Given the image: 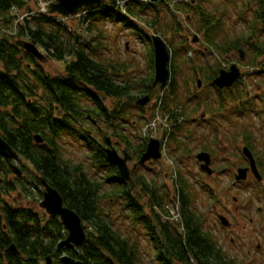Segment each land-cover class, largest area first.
Masks as SVG:
<instances>
[{
  "label": "trees",
  "instance_id": "16d2710c",
  "mask_svg": "<svg viewBox=\"0 0 264 264\" xmlns=\"http://www.w3.org/2000/svg\"><path fill=\"white\" fill-rule=\"evenodd\" d=\"M112 2L108 0L103 5L94 6L99 8L88 12L86 19L90 21L83 29L91 30L97 21H103L107 15L119 26L127 25L131 32L145 34L150 42L148 33L134 19L144 18L150 27L157 28L155 32L169 31L174 39L176 37V43L170 45L174 61L181 51H191L186 38L181 37V22L173 14L162 12L166 0H128L127 14L114 8ZM226 2L232 5L241 3L235 18L244 30L233 37L222 34L225 20L231 17L226 7L214 13L200 3L192 5V0H180L175 6L178 11L186 13L184 19L194 21L193 27L202 33L207 52L223 55L241 48L245 58L239 60L253 66L248 75L257 84L264 83V57L260 60L262 62H256L258 57L264 56V0ZM28 7L29 0H0V23L6 25L5 28L0 25V135L36 171L35 183L37 188L39 186L40 197L42 189L39 177H43L57 189L64 204L80 216L85 223L86 237L76 251L57 248L67 234L58 218L46 216L29 207L13 205L11 199L5 196L15 190L16 184L3 177L0 178V262L40 264L48 255L57 260L65 253L75 258L72 264H145L139 245L142 235L150 241L154 250V264H237L235 259L224 253L218 240L205 228L195 206L196 187L188 173L181 169L177 172L179 219L175 224L165 218L168 212L165 206L171 198L167 185L164 181L160 182V172H154L152 179H148L144 174L137 173V167L131 171L130 180L125 181L120 178L115 165L107 159L103 137L108 133L118 137L133 157H138L145 148V141L140 135L125 132L123 122L132 114V108L144 113V107L134 103L133 93H152V48L150 72L145 78L135 76L126 70L128 65L124 61L117 63L102 58L91 43L93 37L88 40L87 35H80L76 28L59 20L56 14L38 13L16 21L18 15L12 12V8L25 10ZM8 24L12 28H8ZM25 41L32 42L50 58L65 61L63 74L52 76L46 73L38 59L24 50L22 43ZM189 59L185 57L179 64H190ZM179 64L169 65L170 91L164 89L163 93L160 90V106L161 111L168 113L174 122L179 120L176 114L179 110L184 114L181 122H190L191 119L185 117V109L191 97L188 99L179 90L176 72ZM197 67L202 69L203 66L199 63L194 65V68ZM205 68L210 70L209 76L205 77V81H209L217 74L220 65L216 61ZM243 76L242 73L231 87L215 88L213 98L208 92L204 97L199 92L191 95L195 105L189 111L203 107L212 116L220 114L222 119L228 121L251 118L256 103L253 96L247 95L249 91L246 90ZM205 86L209 89L208 84ZM104 98L117 101L106 106ZM121 98H125V101ZM96 126L102 128V144L92 138L93 131L100 134ZM179 128L173 126L168 150L170 154L175 153L176 160L182 163L180 158L182 153H187L189 141H185ZM184 128L181 125L182 131L187 130ZM247 130L243 128L241 134L255 154L254 139L251 131ZM36 133L42 136L43 142L33 140ZM69 138L86 149L89 167L93 168L94 174L83 163H73L66 156L64 144ZM72 141L69 142L73 144ZM142 167L139 165V168ZM98 171L104 173L101 179L95 176ZM0 172H11L8 161L2 157ZM105 184L108 189L103 190ZM23 190L26 191L24 186ZM114 204H119L118 211L124 221L140 226L141 234L131 235L129 229L124 227L122 230L117 225L107 208ZM11 243L19 250L18 255L5 252Z\"/></svg>",
  "mask_w": 264,
  "mask_h": 264
},
{
  "label": "rangeland",
  "instance_id": "374dc122",
  "mask_svg": "<svg viewBox=\"0 0 264 264\" xmlns=\"http://www.w3.org/2000/svg\"><path fill=\"white\" fill-rule=\"evenodd\" d=\"M54 1L55 0H29V7L25 8V10L32 11L35 14H37L36 11H48V4ZM112 1V3H116L118 6H120L119 11L127 14L126 5L123 0ZM142 1L144 2L145 0ZM179 1L180 0H166L165 5L163 4L162 6V12L173 14L174 17L179 20V22H181V33L183 34V36L181 37L186 38V43L188 44V47L191 51H181L180 54L176 57L175 61L174 59H172L171 52L169 65L171 63L174 65L179 64L181 59L190 57V65L188 64L189 66H183L180 65V63L178 67H176V70H178L176 72L180 82L179 90L181 94L183 96H188V99L189 97H191V100L185 109V117L192 118L191 122L195 119L196 122H198L199 126L191 127L190 129H188L191 134L188 135V137L186 136V138H184L185 141L187 140L189 142L186 146L187 153H182L181 155L180 160L183 161L182 163L176 160L175 153H169V144L166 143L162 151L163 156L159 162L148 163L142 168L138 167L136 171L139 174H144L146 177H148V179H152L154 172H160V182L164 181V183L167 185L168 190L170 191V198L175 195L177 191L176 187L178 169H181L185 173H188V176L191 177L192 183H194L196 187L195 206L197 211L202 216L205 228L215 237V239L219 241L222 240L219 245L221 248L223 247V249H225H222L224 253L228 257H235L240 263V261H242L239 258L241 256V252L238 249L237 245L232 247L229 246L228 236L230 233L221 228L215 216V211L219 213L225 212V214H227L229 218H234L232 216V214L235 213V204L233 202V197L237 198L236 206H238V208L240 209L242 208V206L240 205L242 203L241 197H252L254 209L256 207H262L264 209V197H254V195H256V192H258L260 185L264 188V180L257 186L256 183L254 186V183H250L248 181L238 183L234 180V173L237 166H242L244 162V158L241 153V148L244 142L241 130H243V128H246V130L249 129L251 131V135L253 136L255 143V151L257 147L259 150V146H262V144H260V140L264 142V140L261 139L264 137V130L262 124H260L261 120L258 114L259 107L261 106V101L260 98L256 96L255 91V88L257 86L255 84H257V81H254L252 76L248 75L247 73L253 66L241 62L239 60L240 56L238 51H229L225 52L223 55H220L217 52L210 53L207 52L208 50L204 49L206 47V44L203 41V35L202 33L197 32L193 27L194 21L192 19H184L186 13L177 10L175 5ZM241 1L242 0H239V3ZM198 3H200L202 6H205L206 8L212 9L214 13H217V11L222 7H226L227 12L231 17L229 20H225L226 24L224 26V32L222 33L223 36L233 37L235 35H239V33L244 30L242 24L235 18V14L236 12H238V7L241 3L239 5L238 3H236V5H232L229 4V2H226V0H200L198 2L196 0H192V5L197 6ZM78 19L79 18L77 14L75 18H67L64 20V22L67 25L76 28L77 30L80 29L78 30V33L83 36L87 35L88 40L93 37L94 40H92L91 43L93 47L96 48V52L99 53L102 58L112 59V61H115L117 63L124 61L128 65L126 70L129 73H133V75H137L143 78L147 76L151 69V43L146 38L145 34L142 33L139 35L137 34L138 32H131L127 25L119 26V24L115 22L113 18H110L107 15L103 17V21H97L91 30L83 29L86 25L85 23H83L82 26H80V22L78 21ZM134 19L137 20L138 23H140V27L146 33H148V35L150 34V32H155V29H157L150 27L148 25L149 23L147 22V20H144V18ZM189 21L190 23H188ZM0 25L3 28L6 27V25H4L3 23H0ZM7 26L8 28H12L10 24H8ZM158 33L169 46L170 51H172L170 45L171 43H176V37L174 39V36H172L171 32L169 31L164 32L158 30ZM193 35L199 37L200 42L198 44L191 41ZM99 42H101V44H99ZM101 46H103L104 48H102ZM40 51L47 56L45 57V59H43V61H41V59H38L39 64L42 65L45 72L52 76L62 75L64 72L65 61L54 60L50 58V56L45 51L41 49ZM201 51H203L204 53L202 54ZM263 57L264 56L258 57L256 62L262 60ZM244 58L245 57H243L242 59ZM216 61L220 65V68H228L231 63H237L241 72H243V77L246 81V90L249 91L248 93L254 97V102L256 103L255 112L254 115H251V118L243 117L240 119L228 121L222 119L220 117V114L212 116V113H209L210 116L205 120L211 122L210 125L206 123L205 120H199L202 119L199 117V115L201 114L202 109H204L203 107H199L197 111H189V109H193V106L195 104L193 96L188 95L184 92V85L186 81L189 82L193 80L195 82L194 73L198 71L200 75H197V77L203 80L202 87L204 88L207 84L210 85V79L209 81H205V77L207 74H210L209 69L211 68L209 67V69L207 70L205 67L207 66V64H209L210 66L213 65ZM199 63L202 64V69H199L198 67L194 68V65H197ZM259 66L260 64L258 63L257 67ZM258 79L259 77H257V80ZM159 91V89L156 91L154 102H152L151 106L148 105L149 103L146 105L147 107L144 109V113H141L138 108H132V114L128 115V117L126 118V122H123L125 132H135L137 135H143L145 138L154 137L158 138L159 140H163L169 129L173 127V124L168 118L167 113H163L156 107L155 103L158 102V97L160 95ZM93 93L96 94L94 91ZM199 93L204 97V91ZM133 95L135 100L140 96L136 91L133 93ZM212 96L213 95H210L211 98H213ZM202 99L204 100L205 98ZM121 100L125 101V98H121ZM211 100L212 99H210L209 101L211 102ZM115 101L117 100H115L114 98L103 99V102L106 106H110ZM177 113H179V121H182L184 118V114L182 112ZM142 115L144 116L142 117ZM213 118L214 120H212ZM181 125H183V123ZM146 126L155 127L154 129L149 130L146 129ZM185 127H188V125ZM108 132L110 131L108 130ZM101 135V133L98 134V132H92V138L100 144H102ZM106 135L111 136L113 141H119L118 137L115 138V136H112L109 133ZM69 141H72V139L69 138L68 142L64 144L66 156L71 158L73 163H83V166H85L86 169L92 170V173L94 174L95 172L93 171V168L89 167L86 149L83 146H80L78 143H75L74 141H72L73 144ZM103 146L105 145L103 144ZM124 146L125 144L120 141V144L115 145V148L118 150V152H121V148H124ZM202 150L210 152L213 157L210 166L215 171L210 176H208L199 168V163L195 157V155ZM11 162H14L22 169L23 176L21 178H16L11 172L8 174L0 172V178L5 177L9 182H13L16 184L15 190L11 191L5 197L10 198L11 202L15 206L29 207L39 213H44L46 216H48L45 211L39 206V202L42 197H40L39 195V186L37 188L35 183L36 171L24 158H19L15 161L11 160ZM128 166H131V162L128 163ZM103 175L104 173L102 171H98L96 172L95 176L98 177V179H101ZM23 186L26 191L23 190ZM103 186V190L108 189V186H106V184ZM107 208L112 213V216L115 217L117 225L121 227L122 230H124V227L129 229L131 231V235H138L139 233H142V230L139 228L140 226L138 224L133 226L130 222L128 223L127 220L124 221L122 219V216H120V212L118 211L119 204H114L113 206L109 207L107 206ZM171 211H174L175 214V210ZM169 213L172 215V212ZM248 215L254 217V214L252 212ZM240 221L247 222V220ZM82 223L83 225L85 224L84 222ZM140 237L141 238L139 239V245L143 253L144 263L154 264V250L151 246L150 241L147 240L145 236L140 235ZM239 237V235L234 236L237 241L238 239H240Z\"/></svg>",
  "mask_w": 264,
  "mask_h": 264
},
{
  "label": "water",
  "instance_id": "95a60500",
  "mask_svg": "<svg viewBox=\"0 0 264 264\" xmlns=\"http://www.w3.org/2000/svg\"><path fill=\"white\" fill-rule=\"evenodd\" d=\"M151 2L162 0H149ZM105 0H56L49 4V13H58L61 15H73L79 7L93 6L95 4H103ZM152 41V48L154 53V77L152 86L159 84L160 88H163L169 77L168 62L170 58L168 47L165 41L159 34L152 33L150 35ZM24 50L32 54L37 59H45V56L40 52L36 45L32 42L25 41L22 43ZM240 56L243 57V50L238 49ZM240 76V69L236 63H232L228 69H220L218 74L213 78L212 83L218 88L231 87L236 79ZM198 86L201 84V80L197 79ZM150 100L149 95H144L136 100L139 105H145ZM33 140L36 143L43 142V138L39 133L33 135ZM107 147L105 153L109 162L113 163L122 180H130V169L127 165V161L131 159V156L124 150L120 155L117 150L112 146L109 136L105 137ZM242 152L249 161L248 167H238L235 174L236 180L246 179L247 171L250 170L257 179H260V174L257 171L254 157L247 146L242 148ZM0 156L5 159H17L18 153L7 143V141L0 135ZM161 157L160 144L155 138H151L146 146L145 151L142 153L138 163L143 164L151 159L157 160ZM196 158L200 161L201 170L207 174H212L213 169L210 167L211 155L205 151H199L196 154ZM134 164L133 168H135ZM12 172L20 177L22 170L16 165L11 164ZM41 185L44 187L43 197L39 203L47 214L51 217L59 218L62 226L67 230V236L63 239L58 247L75 248L82 245L85 240L86 234L82 224L80 216L71 208L64 204V201L56 188L51 186L43 177H39ZM219 220L222 225H228V220L225 216L219 215ZM5 252H10L18 255L20 252L14 243H11ZM61 264H71L74 259L70 256H61ZM0 264H5L0 262ZM42 264H53L52 258L48 255Z\"/></svg>",
  "mask_w": 264,
  "mask_h": 264
},
{
  "label": "flooded vegetation",
  "instance_id": "af4514ba",
  "mask_svg": "<svg viewBox=\"0 0 264 264\" xmlns=\"http://www.w3.org/2000/svg\"><path fill=\"white\" fill-rule=\"evenodd\" d=\"M191 41L196 43V44H198L200 42L198 36H193ZM204 49L207 50L206 47ZM150 64H151V62H150ZM189 65L187 64L185 66H189ZM169 74H170V71H169ZM197 75H200V73L198 71H196L194 73L195 82L193 80L189 81V82L186 81V83L184 85L185 86L184 92L186 94H188V95H193L196 92H203L204 91L205 95L207 94V92L209 93V95H212V93H213V91L215 89L214 85L211 84V80H212L213 77L210 79L211 87L209 86V89H208L206 86L204 88L202 87L203 80L201 78L197 77ZM207 76H209V74H207L206 77ZM198 78L202 81L199 86L196 84V80ZM150 85L152 87V93H142V94H139V95L140 96H142L144 94L149 95L150 100H149V104L148 105L151 106L152 102H154V97H155L156 91L159 89V87H158V85L152 86V80L150 82ZM178 86L180 87L179 80H178ZM164 89L167 90L168 92L170 91L168 83L166 84ZM255 91H256V96L258 98H260V101H261V106L259 107L258 114H259L260 120H261L260 124H262L263 130H264V83L263 82L258 83L256 88H255ZM143 107L145 109L147 106L145 105ZM159 109L161 110V106L160 105H159ZM179 111H177V112H179ZM176 114H177V116L179 115V113H176ZM167 116H168L169 119L172 118L171 116H169L168 113H167ZM203 116H205V117H203ZM209 116H210L209 113H207L206 110H204V109H202V112L199 115V117L202 118V119H207ZM190 119H192V118H190ZM205 122L211 125V122H208V120H205ZM182 123H183L184 126L188 125V127L184 128V129H187V130L182 131V129H181V124ZM174 125L175 126H180L179 132L181 131V135L183 137L185 136V138H186V136L188 137V135L191 134L188 131V129H190L191 127L199 126V124H198V122H196V120H193L192 122L191 121L190 122H181V121L174 122ZM172 129H173V127L171 128V130L167 134V136L164 137L163 140L161 141V143H163V145H165L166 143H169V136H170V133H171ZM100 132H102V130ZM140 137L142 138V141H145V148H146L147 140L142 135ZM261 139L264 140V137L261 138ZM112 142H113L114 147H115V145L120 144V141H113L112 140ZM260 144H262L263 147L259 146V150H258V147H257L256 151H255V154L253 153L254 159H255L256 168H257V171L260 174V179H257L255 177V175L251 171L248 170L246 179L236 180L235 177H234V180L236 182L243 183V182L248 181L250 183H254V186H255V183H256V186H257V185L260 184V182L261 183L263 182V180H264V142L260 140ZM124 148H121V150L124 149ZM144 149L141 151V153L144 151ZM141 153L139 154L138 157H133L132 156V159L129 160L128 163L131 162V166H133L138 161ZM212 158L213 157H212V154H211V163H212ZM243 158H244V162H243L242 166L243 167H248L249 166L248 160L245 158V156H243ZM160 159H158V160H149V161L145 162L142 165L146 166V164H148V163L159 162ZM211 163H210V165H211ZM8 164H9V162H8ZM137 167H139V165H137L136 168ZM199 168H200V163H199ZM237 168H238V166H237ZM208 176H210V175H208ZM234 176H235V173H234ZM256 196L258 198L260 196L264 197V188L261 185H260V188L258 189V192H256V195H254V197L256 198ZM241 199H242V203L240 205L242 206V208L240 209V208H238V206H236L237 198L233 197V202L235 204V207H234L235 208V213L232 214V216L234 218H229V216L227 214H225V212L224 213H219V212H216V211H215V216H216L217 221H218L219 225L221 226V228L223 230L228 231L230 233L229 236H228L229 237V239H228L229 246L232 247V246H236L237 245L238 249L241 252V256L239 258L242 261L239 260L240 263L238 262V260L235 257H232L233 259H235L237 264H264V209L262 207H256L254 209V205H253V202H252V200H253L252 197L251 198H249V197H241ZM251 212L254 214V217L248 215ZM219 215H223V216L226 217V219L228 220V225H222L221 224V222L219 220ZM258 219H261V220H258ZM240 220H247V222L246 221L241 222ZM235 235H239L240 236L239 237L240 239H238V241L236 240V238H234ZM221 241L222 240H220V241L218 240V243H220ZM222 249H223V247H222ZM223 250H225V249H223ZM53 262L55 264H60L58 262V259L56 260V259L53 258Z\"/></svg>",
  "mask_w": 264,
  "mask_h": 264
},
{
  "label": "built area",
  "instance_id": "2783aa9c",
  "mask_svg": "<svg viewBox=\"0 0 264 264\" xmlns=\"http://www.w3.org/2000/svg\"><path fill=\"white\" fill-rule=\"evenodd\" d=\"M13 11L15 12L16 10H15V9H13ZM24 15H25V14H24ZM24 15H21V16H20V18H22ZM175 217H176V216H175Z\"/></svg>",
  "mask_w": 264,
  "mask_h": 264
}]
</instances>
